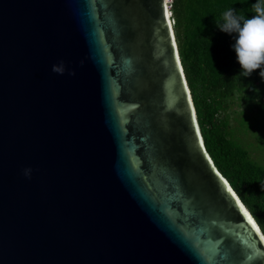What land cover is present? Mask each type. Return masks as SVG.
I'll use <instances>...</instances> for the list:
<instances>
[{
    "label": "water",
    "instance_id": "1",
    "mask_svg": "<svg viewBox=\"0 0 264 264\" xmlns=\"http://www.w3.org/2000/svg\"><path fill=\"white\" fill-rule=\"evenodd\" d=\"M177 58L165 0H0V264H264Z\"/></svg>",
    "mask_w": 264,
    "mask_h": 264
},
{
    "label": "trees",
    "instance_id": "2",
    "mask_svg": "<svg viewBox=\"0 0 264 264\" xmlns=\"http://www.w3.org/2000/svg\"><path fill=\"white\" fill-rule=\"evenodd\" d=\"M256 2L172 0L170 12L180 62L206 151L264 235V167L251 160L242 139L226 127L233 100L241 102L249 111L255 126L264 121V89H258L262 84L261 69L245 77L232 47L236 34L219 30L223 12L235 9L234 15L251 18L255 15L252 5ZM261 67L264 69V65ZM244 114L239 120L242 132L247 133L253 122L246 121Z\"/></svg>",
    "mask_w": 264,
    "mask_h": 264
},
{
    "label": "clouds",
    "instance_id": "3",
    "mask_svg": "<svg viewBox=\"0 0 264 264\" xmlns=\"http://www.w3.org/2000/svg\"><path fill=\"white\" fill-rule=\"evenodd\" d=\"M252 10L255 15L247 19L243 15H234L235 9L223 12V23L219 30L236 34L232 47L240 72L248 77L257 69H261L259 75L264 79V69L261 67L264 65V0H257L252 5ZM219 22L218 20L217 23ZM54 71L59 72L62 69L54 68Z\"/></svg>",
    "mask_w": 264,
    "mask_h": 264
},
{
    "label": "rangeland",
    "instance_id": "4",
    "mask_svg": "<svg viewBox=\"0 0 264 264\" xmlns=\"http://www.w3.org/2000/svg\"><path fill=\"white\" fill-rule=\"evenodd\" d=\"M258 89H264V79H262V84L258 85ZM243 113H246V121L253 122L251 129L247 133H243V125L240 122L239 118L242 116ZM253 117L247 111L244 106L238 100H233L229 111L227 112V124L226 127L232 133H234L239 140L242 139L243 146L248 149L250 158L252 161L258 163L264 167V129L262 126L264 125V121L260 120L257 125H254V121L252 120ZM260 135H263L259 137Z\"/></svg>",
    "mask_w": 264,
    "mask_h": 264
},
{
    "label": "snow or ice",
    "instance_id": "5",
    "mask_svg": "<svg viewBox=\"0 0 264 264\" xmlns=\"http://www.w3.org/2000/svg\"><path fill=\"white\" fill-rule=\"evenodd\" d=\"M168 15H170V14L168 13L167 8H165V17H167ZM169 28L171 29V23H169ZM173 46L175 47V42H173ZM180 63H181V62H180V59L177 58V65L179 66ZM189 103H191V101H189ZM194 120H195V116H194ZM197 135H200L199 130L197 131ZM203 146H204V145L201 144V147H203ZM228 192L233 193V196L236 195V194L233 192L232 188H228ZM236 203H237L238 205H240L241 211H243V213H244V217L246 218L247 223H248L249 225H251V228L254 229V230L257 232V234H259V233H260V229H259L258 226H257V222H256V220H254L253 216L250 215L249 212L246 211V210L244 209V205L241 204V202H240L239 199L236 200ZM259 238H260V240H261L262 242H264V235H260Z\"/></svg>",
    "mask_w": 264,
    "mask_h": 264
},
{
    "label": "built area",
    "instance_id": "6",
    "mask_svg": "<svg viewBox=\"0 0 264 264\" xmlns=\"http://www.w3.org/2000/svg\"><path fill=\"white\" fill-rule=\"evenodd\" d=\"M172 0H167L168 7H171Z\"/></svg>",
    "mask_w": 264,
    "mask_h": 264
},
{
    "label": "bare ground",
    "instance_id": "7",
    "mask_svg": "<svg viewBox=\"0 0 264 264\" xmlns=\"http://www.w3.org/2000/svg\"><path fill=\"white\" fill-rule=\"evenodd\" d=\"M165 3L167 4V0H165ZM169 13V12H168ZM170 14V13H169ZM170 15H168L167 17H169Z\"/></svg>",
    "mask_w": 264,
    "mask_h": 264
}]
</instances>
